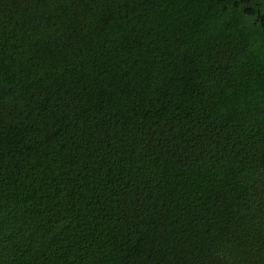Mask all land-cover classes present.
Masks as SVG:
<instances>
[{
    "label": "trees",
    "instance_id": "1",
    "mask_svg": "<svg viewBox=\"0 0 264 264\" xmlns=\"http://www.w3.org/2000/svg\"><path fill=\"white\" fill-rule=\"evenodd\" d=\"M0 264H264V0H0Z\"/></svg>",
    "mask_w": 264,
    "mask_h": 264
}]
</instances>
